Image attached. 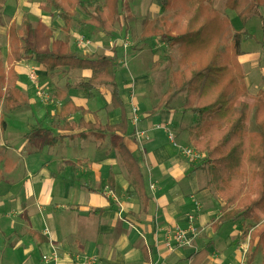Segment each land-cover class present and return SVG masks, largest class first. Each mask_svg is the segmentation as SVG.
I'll use <instances>...</instances> for the list:
<instances>
[{
    "label": "crops",
    "instance_id": "crops-1",
    "mask_svg": "<svg viewBox=\"0 0 264 264\" xmlns=\"http://www.w3.org/2000/svg\"><path fill=\"white\" fill-rule=\"evenodd\" d=\"M153 3V8L161 9ZM39 7L37 11L42 12ZM155 19L159 18L144 20ZM58 20L62 23L59 24L62 28L59 38L54 37L50 24L39 21L51 29L54 40L63 42L66 36L64 24ZM144 20L140 21L138 46L130 54V45L127 43L124 49L122 40L117 39L119 45L115 43L109 49L102 41H93L83 48L77 38L72 41L73 34H77L76 29L71 28L73 21L68 37L71 50L78 55L84 52L114 57L121 99L130 109L137 108L136 123H130L124 143L139 158L149 198L146 209L143 210L141 200L130 185L109 137L102 143L94 135L75 139L65 137L53 147H40L38 142L24 139L29 133L28 126L34 128L30 132L38 128L51 130L54 136L60 132L46 124L34 127L36 121L32 122L33 118L24 112H8V118L3 120L4 137L11 156L6 159L7 172L0 180V264H43L42 256L51 257L53 253L58 255L57 264H70L77 256L93 257L92 264H236L237 258L231 257V247L235 241L232 228L237 223L213 230L221 216L222 201L207 186L209 177L202 164L204 155L194 160L181 152V148L192 147L188 131L196 125L197 118L182 111L184 93L178 94L168 105L158 107L168 89L169 75L177 69L171 68L168 62H161L167 47L165 43L157 39L141 42ZM11 25L16 29L15 24ZM82 31L96 30L83 26ZM246 32L250 39L241 44L242 56L238 61L248 92L245 101L252 104L259 93H264V84L261 89L257 88L252 73L260 53L257 44L253 53H245L242 48L252 39ZM99 35L105 34L99 32ZM263 37L262 31L261 40ZM10 52H13L12 48ZM11 56L13 63L8 68L13 67L19 78V91L21 76L28 74L27 81L32 84L31 71L36 75L37 72L48 75L42 65L23 61L13 53ZM61 71L67 69H58L48 76L59 84L57 94L65 92V102L70 100L76 107L89 112L84 116L85 121H93L95 114L103 126L120 123L121 112L111 109L110 91L105 92L108 89L100 88L94 91L92 99H88L76 88L78 82L73 85L61 79ZM90 75V70H79L74 74L81 79ZM253 91L256 94L251 95ZM57 102L60 108L63 101ZM58 113H55V119ZM80 117V114H74L70 121L78 123ZM78 132L80 130L76 129L74 133ZM67 134L69 131L64 132ZM110 173L114 179L113 191L108 189ZM190 225L198 230L192 245L168 251L163 244L165 230L175 226L186 229Z\"/></svg>",
    "mask_w": 264,
    "mask_h": 264
},
{
    "label": "trees",
    "instance_id": "trees-1",
    "mask_svg": "<svg viewBox=\"0 0 264 264\" xmlns=\"http://www.w3.org/2000/svg\"><path fill=\"white\" fill-rule=\"evenodd\" d=\"M41 1L44 5L39 9L43 13H58L64 24L65 40H54L51 29L41 21L33 25L25 19L19 33L14 25L10 26L11 42L16 46L12 53L23 61L42 65L50 76L61 68L71 72L90 70V77L79 80L76 88L88 99L94 97V91L108 89L110 107L120 110L121 121L103 126L95 114L93 121H85L84 116L89 112L76 107L70 100L65 102V92L59 91L57 100L63 104L51 129L60 134L54 136L51 130L38 128L24 135V139L38 142L40 147H53L65 137L94 135L99 143L109 137L111 148L121 159L129 183L145 210L149 198L139 158L124 143L133 114L121 99L114 57H81L71 50L68 37L77 10L88 18L80 21V25L110 35L120 17L121 0H101L94 4L84 0ZM215 1L153 0L166 15L152 21L144 20L140 39L141 42L157 39L177 52V70L170 74L168 89L158 107L168 105L178 94L184 93L182 111L197 118L196 125L188 132L192 147L204 155L202 164L209 177L207 186L222 201L221 216L213 225V230L218 231L221 226L240 220L251 221L257 226L261 222L260 214H264V93H259L252 104L245 101L248 92L238 59L242 56L241 44L250 36L246 30L232 32L230 21L212 8ZM220 1L224 2L225 9L236 14L242 25L250 17H258L264 33V16L260 12L264 0ZM18 79L13 67L5 70L0 52V84L5 80L9 82L1 97L7 112L16 111L19 101H27L17 89ZM77 113L80 120L71 122L70 118ZM76 129L80 132L74 133ZM0 131H5L2 119ZM67 131L69 134L64 135ZM108 189H114L112 173L108 177ZM243 235L244 239L248 237V249H251L250 264L256 249H264V225Z\"/></svg>",
    "mask_w": 264,
    "mask_h": 264
},
{
    "label": "rangeland",
    "instance_id": "rangeland-1",
    "mask_svg": "<svg viewBox=\"0 0 264 264\" xmlns=\"http://www.w3.org/2000/svg\"><path fill=\"white\" fill-rule=\"evenodd\" d=\"M84 1L94 4L101 0ZM153 4L154 3L152 0H121L120 17L116 23L115 29L112 35L104 36H100L99 32L97 31L87 33L82 31L83 26L79 25V21L81 19H86L87 17L82 15V13L77 10V15L71 26L72 29H76L77 34H73L74 37L72 38V41L75 42L76 38L77 40L82 39L89 42V46L93 43V41H102L109 49L111 45L113 46L115 43L119 45V42L117 43L115 41L116 39L119 41L122 40L123 43H128L130 45L128 47V54H130L134 52L136 50V47L138 46L137 43L139 41L138 32L140 21L144 19H152L153 17L160 18L161 16L166 15L161 13V9L153 8ZM41 5H44V1L0 0V52L2 54L5 70H7L10 64L13 63L10 48H12L13 50L16 48L15 44H11V39H8L7 30L11 24H15L17 32H19L21 29V23L25 19H29L33 25H36L39 20H43L48 25L50 24V27L54 32V37L59 38L62 35V28L59 25L62 23L57 18L58 13L56 11H53L52 14L47 15L43 12H38L37 9ZM212 8L218 11L220 15L224 16L231 22L230 24L232 32L247 30L252 35V39L246 41L243 44L242 48L245 53H253V51H256L255 48L257 44V49L260 50L259 55H257L259 57L258 60L254 61L255 67L252 70V73L254 75L255 85L257 86V88L261 89L264 84V37L261 40L262 30L259 19L256 16H253L245 26H242L236 14L224 8L223 1L216 0L212 4ZM261 14L264 16V7L261 9ZM85 36L88 38H86ZM221 41L222 50L224 51L226 45L224 42V38ZM79 55L81 57H84L86 55L89 56L88 53L84 52H80ZM177 57L178 56L176 50L171 49L167 46L164 49V55L161 56V62H168L170 64V67L176 70L177 62L175 61V59H177ZM15 58V60L17 61V57ZM124 59L126 60V58ZM163 59H165V61H162ZM72 72L73 73H71V71H61L59 73V76L61 77V79L70 81L73 85H75V83H77L81 78L80 76H74V74L78 73V71ZM27 75L25 76L26 78L21 76L20 81V91L27 101H19V107L14 112H24L29 118H33L32 122L36 121L34 127L38 125L42 127L43 124L51 126L55 123V113L59 111V103L57 102V86L59 84L55 83L52 77H49L44 73L39 74L38 72L36 75L37 79L34 81V83L31 84L27 81ZM8 85L9 82H7L6 80L0 84V120H5V118L7 119L9 116V113L6 111L1 99L4 94V90ZM38 92L40 94L42 93L40 97L38 95ZM105 92L107 93L109 92V90H106ZM254 94H256V91H253L251 93V95ZM104 96L105 94L102 96L103 100H105ZM248 99L251 100V97ZM90 105L91 104H88V106ZM106 109H108V107ZM3 114H5V116ZM35 115L37 117H35ZM32 129L34 128L28 126L27 131L30 132ZM4 136L5 131H0V180L3 176L5 177V174L7 172V166L5 165L6 159L11 156ZM260 219L261 222L257 226H255L251 221L249 222L240 220L239 222H237L236 226L232 228V230H234L235 232V241L233 243L234 245L231 247V257L237 258L236 264H249L248 260L251 254V249H248V237L247 239H244L243 234L251 232L255 228L258 229L260 228V226L262 227L264 225V214H260ZM250 264H264V249L262 247L256 249L255 258Z\"/></svg>",
    "mask_w": 264,
    "mask_h": 264
},
{
    "label": "built area",
    "instance_id": "built-area-1",
    "mask_svg": "<svg viewBox=\"0 0 264 264\" xmlns=\"http://www.w3.org/2000/svg\"><path fill=\"white\" fill-rule=\"evenodd\" d=\"M78 44L80 46L85 47V48L89 46V42L84 41L82 39H79ZM123 46L125 49L127 47V43H124ZM123 63H124V65L126 64L125 59H123ZM29 78L32 81H35L36 74L33 71H31L29 74ZM41 94L40 93L38 94L39 97L41 96ZM131 111L133 114L131 124H135L136 123L135 114H136L137 108L134 106L131 108ZM170 138L172 139L171 135H170ZM181 152H182V155L188 159L196 160V159H199L201 157V153L197 152L192 147L183 148V149L181 148ZM197 235H198V230L193 225H190L186 229H182L178 226H175L171 229L165 230V236L163 238V244L168 251H174L177 249H182L184 247H190L192 245V242L197 237ZM80 257L81 256H77L75 258V260H73L70 264H92L94 261L93 257H87V256H83L82 258H80ZM42 263L43 264H57L58 263V255L56 253H53V255L51 257L42 256Z\"/></svg>",
    "mask_w": 264,
    "mask_h": 264
}]
</instances>
